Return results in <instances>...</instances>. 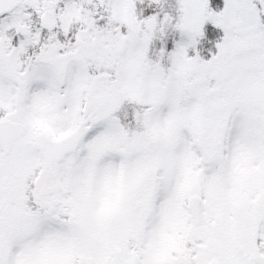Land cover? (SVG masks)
I'll use <instances>...</instances> for the list:
<instances>
[{"label": "snow or ice", "instance_id": "6c2138e0", "mask_svg": "<svg viewBox=\"0 0 264 264\" xmlns=\"http://www.w3.org/2000/svg\"><path fill=\"white\" fill-rule=\"evenodd\" d=\"M0 264H264V0H0Z\"/></svg>", "mask_w": 264, "mask_h": 264}]
</instances>
